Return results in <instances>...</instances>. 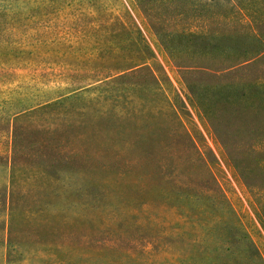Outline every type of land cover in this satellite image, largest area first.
I'll return each instance as SVG.
<instances>
[{
  "label": "rangeland",
  "instance_id": "374dc122",
  "mask_svg": "<svg viewBox=\"0 0 264 264\" xmlns=\"http://www.w3.org/2000/svg\"><path fill=\"white\" fill-rule=\"evenodd\" d=\"M206 2L0 4V264H179L212 240L213 176L264 260V52L228 76ZM198 25L219 38L178 36Z\"/></svg>",
  "mask_w": 264,
  "mask_h": 264
},
{
  "label": "trees",
  "instance_id": "16d2710c",
  "mask_svg": "<svg viewBox=\"0 0 264 264\" xmlns=\"http://www.w3.org/2000/svg\"><path fill=\"white\" fill-rule=\"evenodd\" d=\"M10 0H0V4ZM223 4H210L203 3L201 5H193L192 11H199L205 14V17H211L217 21L222 19L228 26L227 34H223L220 38V42L225 43L226 49L232 55L231 68H234L228 72V76H236L242 69L251 67L255 62L251 63L252 59L264 52V0H223ZM167 5V4H166ZM198 6V7H197ZM198 12V13H199ZM0 14L3 12L0 10ZM120 25V24H119ZM125 24L121 23L120 28H123ZM205 25H198L196 28H189L187 30H181L179 37L190 40H201L207 42L219 36L210 33ZM133 36L132 41L135 49L141 54L149 53L147 46L144 44L140 37V34L136 30L129 31ZM222 35V34H220ZM214 40V42H218ZM220 42H218L220 44ZM145 58H140L138 66H144ZM249 62V63H248ZM150 71V69H147ZM153 74L152 71H150ZM195 74L209 75L207 72H198ZM253 93L255 96H261L264 94V85L254 82ZM187 138H192L187 134ZM14 148L17 142V133L13 135ZM264 146H252V150L261 152ZM0 156V161H2ZM264 163V160H260ZM213 182L216 188L213 191L219 192L217 199H211L209 201L210 206L219 207L221 212L214 216L213 222H210L212 240L204 244L195 245L193 243L187 245V248L191 251L183 256V260H180L179 264H264V260L260 255L254 242L249 235L245 232L243 222L239 212L235 209L231 202V198L228 197L224 191L221 183L213 176ZM219 187V188H218ZM254 190V186L250 188ZM251 206L254 214L264 229V194H250ZM199 203L198 207L201 208L207 203L202 200H195ZM223 220V227L217 228L219 222ZM199 242V241H198ZM210 252L213 256L208 258H202L207 252ZM195 252V258H188V255ZM185 256H187L185 258Z\"/></svg>",
  "mask_w": 264,
  "mask_h": 264
}]
</instances>
